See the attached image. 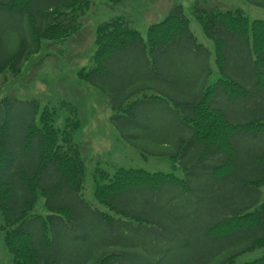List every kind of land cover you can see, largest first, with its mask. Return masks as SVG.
<instances>
[{
    "label": "trees",
    "instance_id": "obj_1",
    "mask_svg": "<svg viewBox=\"0 0 264 264\" xmlns=\"http://www.w3.org/2000/svg\"><path fill=\"white\" fill-rule=\"evenodd\" d=\"M251 1L264 6V1ZM92 2L0 0V20H17V24L4 26L16 29L15 44L13 39L4 38L6 29L0 24V74L6 70L21 72L24 61L40 50L44 40L79 30ZM193 12L213 41L215 64L223 75L213 84H207L212 73L210 51L191 31L181 4L164 20L149 26L147 41L125 19L100 23L94 64L79 70L81 78L98 83L101 75L111 73L107 64L114 54L136 47L147 54V48L156 52L186 45L201 55L206 69L196 93L179 99L153 95L148 101L170 106L168 100L174 99L180 140L170 156L184 163L186 176L122 167L112 173L97 167L94 197L107 208L104 210L82 195L86 164L73 139V131L80 127L75 106L66 105L69 115L62 129L54 124L55 108L46 107L37 121L33 100L32 115L16 141L10 137L8 116L2 121L0 210L5 245L15 264H264V254L239 261L245 253L264 245V198L258 194L264 186V18L252 19L240 7H206L199 1ZM238 58L244 69L246 65L244 73V69L234 67ZM131 95L128 92L114 99L115 109L128 112L113 116L117 126L120 121L131 125L139 116L137 107L145 100L127 103ZM12 100L19 101L6 100L8 114ZM244 100L253 108L240 105L232 113L225 106L226 102L241 104ZM243 135L261 144L246 157H241L239 144ZM200 167L207 169L212 183H225L238 176L248 201L231 210L226 207L213 220L197 226L164 220V210L172 213L162 204L165 193H170V203L180 194L193 195L198 187L191 175ZM202 190L209 193V184ZM39 196L45 197L47 215L33 213ZM85 223L95 227L89 230ZM66 231L71 239H87L94 232L102 243L92 254L60 257L57 238Z\"/></svg>",
    "mask_w": 264,
    "mask_h": 264
},
{
    "label": "rangeland",
    "instance_id": "obj_2",
    "mask_svg": "<svg viewBox=\"0 0 264 264\" xmlns=\"http://www.w3.org/2000/svg\"><path fill=\"white\" fill-rule=\"evenodd\" d=\"M196 1L206 7H240L252 19L264 18V6H258L251 0H93L91 8L81 18L79 30L62 38L44 40L40 50L24 61L21 72L13 74L6 70L0 74V124L8 116L10 137L12 141H16L32 115L33 100L37 104L36 120L39 121L40 114L46 107L55 108L57 116L54 124L62 129L69 115L66 105L75 106L79 110L80 127L73 131V139L79 144L86 164L82 195L93 206L104 210L107 208L94 197L93 174L97 167L112 173L122 167L174 172L180 177L186 176L184 163L170 156L180 140L179 123L174 116V99L168 100L170 106L148 101L153 95H170L179 99L196 93L201 74L206 69L201 55L189 50L186 45L156 52L147 48V54L136 47L114 54L107 64L111 73L101 75L98 83L81 78L79 70L82 67L90 68L94 64L93 56L97 50L96 29L100 23L114 18L125 19L147 41L149 26L164 20L174 6L181 4L190 20L191 31L199 43L210 51L212 73L207 84H213L223 75L215 64L213 41L206 36L194 15ZM0 24L3 27L6 24H17V20L3 19ZM4 29V38L13 39L15 44L16 29L11 26ZM234 67L239 71L244 69L242 60L238 58ZM245 70L246 65L243 73ZM128 92H132V97L127 103L138 99L145 102L137 107L139 116L131 125L120 121L117 126L113 116L128 112L115 109L114 99ZM9 98L19 101H10L8 106H12V111L8 114L6 100ZM240 105L253 108V104L245 100L241 104H225L232 113ZM127 128L130 130H125ZM239 144L241 157H246L261 147L260 143L246 135L239 139ZM207 173L205 167H200L191 175L193 183L198 187L193 195L180 194L175 202L170 203L167 201L170 193H165L162 204L172 213L167 214L164 210V220L197 226L199 222L213 220L214 215L226 207L231 210L245 205L249 197L238 182V176L225 183H212ZM206 184H209V193L202 190ZM258 194L264 198V186L259 188ZM33 213H49L44 196H39ZM171 214L175 216L174 219L169 218ZM85 225L89 230L95 227L90 223ZM101 243L102 240L94 232L87 239H71L66 231L57 238V254L60 257L70 254L85 256L94 253ZM263 254L264 245L245 253L239 261L252 260ZM0 264H15L13 255L5 245L1 210Z\"/></svg>",
    "mask_w": 264,
    "mask_h": 264
}]
</instances>
